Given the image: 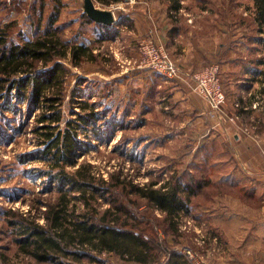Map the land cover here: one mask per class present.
I'll use <instances>...</instances> for the list:
<instances>
[{"label":"rangeland","instance_id":"obj_1","mask_svg":"<svg viewBox=\"0 0 264 264\" xmlns=\"http://www.w3.org/2000/svg\"><path fill=\"white\" fill-rule=\"evenodd\" d=\"M94 3L116 11L118 23L110 31L91 22L78 0H0V24H15L16 42L58 29L63 40L89 46L97 56L79 66L64 62L69 73L62 78L65 100L60 127L71 120L82 124L77 129L82 145L78 162L92 163L98 176L109 181L112 175H120L141 186L154 182V188L172 184L187 191V185L194 187L189 208L174 219L175 231L169 224L159 227L155 221L162 222L165 213L143 203L141 209L149 210L156 241L165 252L163 264L171 252L187 256L188 264H264V95L258 92L252 106L244 99L251 98L245 72L260 59L258 41L264 34L255 25V0ZM177 6H181L178 11ZM168 26L182 28L177 45L164 37ZM189 29L205 38L208 61L195 70L185 67L190 66L182 50L189 44ZM148 41L166 49L179 70L177 78L143 69L145 56L140 48ZM218 45L225 47L220 54L211 51ZM249 55L254 63L249 64ZM213 67L219 69L220 87L227 97L222 119L199 92L195 79ZM82 100L94 103L99 114L86 129L78 118L90 115L80 107ZM0 101V264H26L9 221L29 210L42 215L37 208L45 210L62 194L47 192L57 184H51L44 173L50 170L44 158L46 147L33 132L40 108L29 115L28 103L20 104L13 95ZM234 132L242 136L243 144H256L254 155L244 152L248 146L240 154L244 161L254 157L253 161L243 164L235 159L232 144L225 139L228 133L232 139ZM128 203L135 212V204ZM97 206L103 213L109 203L101 199ZM99 257L105 264H133L114 253Z\"/></svg>","mask_w":264,"mask_h":264},{"label":"trees","instance_id":"obj_2","mask_svg":"<svg viewBox=\"0 0 264 264\" xmlns=\"http://www.w3.org/2000/svg\"><path fill=\"white\" fill-rule=\"evenodd\" d=\"M255 7V25L260 29L264 25V0H255ZM13 25L0 24V100L10 94L20 104L27 102L29 115L40 108L33 132L46 147L44 158L50 163V170L44 173L51 184H57L47 192L62 194L46 204L45 210L37 208L42 215H33L29 210L17 213V218L9 221L17 233L14 241L28 259L26 264H105L99 257L104 253H114L133 264H163L165 252L156 241L149 210L141 209L143 203L159 207L166 217L155 223L159 227L169 224L171 231H175L174 219L179 211L189 208L187 203L195 193L194 187L187 185V191L172 184L154 188V182L141 186L120 175H112L109 181L98 176L100 172L92 163L80 164L78 151L82 145L77 138L80 123L71 120L60 127L65 100L62 78L69 73L64 62L79 66L86 60H96L97 56L89 46L63 40L58 29L46 30L34 40L16 42ZM79 105L83 111H90L87 117L77 114L86 129L99 114L94 103L82 100ZM113 189L123 194L118 195ZM101 199L109 203L103 213L97 206ZM128 202L135 204V212ZM138 215L144 219H138ZM147 235L150 237L146 238ZM170 255L164 264L189 263L183 254Z\"/></svg>","mask_w":264,"mask_h":264},{"label":"crops","instance_id":"obj_3","mask_svg":"<svg viewBox=\"0 0 264 264\" xmlns=\"http://www.w3.org/2000/svg\"><path fill=\"white\" fill-rule=\"evenodd\" d=\"M260 29H262V33H264V25L261 24ZM194 30H192V31L190 29L187 30V32H188L187 33V36H188L187 38H188L189 44H188L187 48L186 47H184V48L181 47L182 50H183V53H184V57H185L184 61L190 67L185 66V65L184 66L186 68H188L189 70H191V69L195 70V69H197L199 67V64L205 63V62L208 61V59L204 58L206 45L204 44L203 39H205V38L202 37V36H199V34L197 32H195ZM181 31H182L181 27L179 29V28H177L175 26H173L172 28H170V26H168L164 30V32H165L164 33V37L167 38V40L169 42L171 41L173 44L177 45L179 43L180 39L183 38L182 37L183 36V32H181ZM262 36L264 37V34H262ZM263 37L260 38L259 41H258V43H260L261 46H262L261 52H260V50H258V58H260V59L257 60L258 62L255 63L256 66L249 65V70H247L245 72L247 75L249 74V77H250V86H249L250 88H248V89H249V93H251V98L248 99V96H245L244 99L246 100V102L248 101V104L249 105L251 104V106L256 103V96L258 97V95H259L258 92L259 93L262 92L263 95H264V38ZM211 39H213V42H214V38L212 37ZM218 46L219 47H216V50H215V47H212L211 51L214 52V53L217 52L218 54H220L221 51L225 50L224 45H218ZM259 52H260V54H259ZM249 56H248L249 64L250 63H254L253 61L251 62V56L250 57ZM218 58H219V56H218ZM211 61H213V60L211 59ZM228 62H230V60ZM225 67H226V65H224V68ZM255 88L257 89V91L255 90ZM243 89L245 90V88H241L240 90H243ZM256 116H257V114H256ZM257 118H259V117H257ZM262 135H264V130L262 131ZM230 136L231 135H229V133H228L227 136L225 135V139L227 140V142H229V144H232L231 145L232 146V151L234 153H236V155L233 153L235 159L236 160H237V158L241 159L243 164H246L245 161L246 162L253 161L254 157H252V158L248 157L247 159L245 157V161H244L242 158H240V154H242L243 149L248 146L247 147L248 150L246 149L247 151L244 150V152H247L248 154L254 155L255 154L254 153L255 152L254 148L256 149V147H255L256 144L253 143V142H250V141H249L250 143H248L249 145L243 144V141H242L243 138L237 132H234L232 134V139H234V140L230 139ZM263 144H264V141L262 142L261 145H263ZM228 149H229V146H228ZM256 151H257V149H256ZM237 162H238V160H237ZM245 170H247V167H246ZM249 171L251 172V170H249Z\"/></svg>","mask_w":264,"mask_h":264},{"label":"built area","instance_id":"obj_4","mask_svg":"<svg viewBox=\"0 0 264 264\" xmlns=\"http://www.w3.org/2000/svg\"><path fill=\"white\" fill-rule=\"evenodd\" d=\"M141 51L145 56L143 59V69H153L155 72L175 79L179 75V70L170 60L165 48L154 41H148L141 45ZM199 84V92L204 95L213 111L222 119L223 108L226 105L227 97L222 91L221 78L218 67H213L196 77Z\"/></svg>","mask_w":264,"mask_h":264},{"label":"water","instance_id":"obj_5","mask_svg":"<svg viewBox=\"0 0 264 264\" xmlns=\"http://www.w3.org/2000/svg\"><path fill=\"white\" fill-rule=\"evenodd\" d=\"M83 11L92 22L109 28L116 26L118 18L114 9L98 7L94 0H78Z\"/></svg>","mask_w":264,"mask_h":264}]
</instances>
